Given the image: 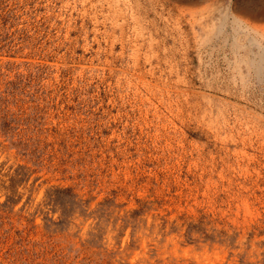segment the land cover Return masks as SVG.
<instances>
[{"label":"rangeland","instance_id":"obj_1","mask_svg":"<svg viewBox=\"0 0 264 264\" xmlns=\"http://www.w3.org/2000/svg\"><path fill=\"white\" fill-rule=\"evenodd\" d=\"M262 9L0 0V264H264Z\"/></svg>","mask_w":264,"mask_h":264},{"label":"bare ground","instance_id":"obj_2","mask_svg":"<svg viewBox=\"0 0 264 264\" xmlns=\"http://www.w3.org/2000/svg\"><path fill=\"white\" fill-rule=\"evenodd\" d=\"M244 10H247L248 12H253L251 9L246 8ZM221 13V12H220ZM254 14H257L258 16H263L264 17V9L259 10L258 12H254ZM227 21H228V17L227 15H224V21L222 22V24L217 28V29H211L209 31V33H213L216 30V37L219 39L222 36V41L223 42H228L229 44H231L232 50L235 51V54H238V63H244L247 66V71H248V75L250 76V73L254 74V78L258 81V84L264 83V46L261 44V39L264 38V36H257V34L254 32V36L249 40V46H247L246 43H241L240 42V38L236 37L234 35H238V34H242V35H246L247 34V27L242 25V21L239 20L238 18H236L235 21H230L229 25L230 28L235 29L236 28V32L232 33V34H228L227 32L228 30V26H227ZM114 25V24H113ZM234 32V31H233ZM231 33V32H230ZM249 33V32H248ZM249 47H255V49H257V52L255 54L252 53V49ZM240 50L244 51L243 55H240ZM255 55L259 56V59L256 60ZM239 68V67H238ZM140 69V68H139ZM153 69V68H152ZM151 70V69H150ZM153 72V70H152ZM238 74L241 75V71L238 69ZM244 81H246V77L242 78ZM264 86V84L262 85ZM178 87V85H177ZM176 87V88H177ZM246 86H244L245 88ZM184 88V87H183ZM182 91L179 90H175V96L177 97V99H182V101H180L181 103H179L180 107H185L187 103H185V101H187V99L185 100L184 95L181 93ZM202 94V93H201ZM188 95V94H187ZM205 93L203 92L202 96H204ZM242 96V95H241ZM168 97V96H167ZM169 99V98H168ZM209 101V100H207ZM243 102V101H242ZM189 102V108L188 110L190 112H194V114L196 115L197 113H204L205 109L204 106H201V103L199 102H195V103H191ZM171 104V103H170ZM181 108V109H182ZM177 110V109H176ZM242 118H240L239 122L241 125H243V121ZM260 122V120L257 119V123ZM228 126V124H227ZM229 128V127H228ZM243 130V129H242ZM261 134V133H260ZM259 138V137H258ZM253 141V140H252ZM263 143V142H262ZM240 185V184H239ZM244 203V202H243ZM252 213V212H251ZM248 216V215H247ZM250 216V215H249ZM252 216V215H251Z\"/></svg>","mask_w":264,"mask_h":264}]
</instances>
